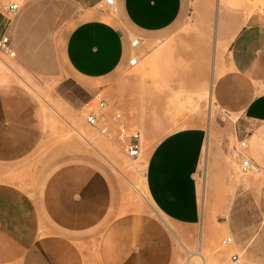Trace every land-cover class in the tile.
<instances>
[{
    "label": "crops",
    "instance_id": "1",
    "mask_svg": "<svg viewBox=\"0 0 264 264\" xmlns=\"http://www.w3.org/2000/svg\"><path fill=\"white\" fill-rule=\"evenodd\" d=\"M71 1L87 10L102 0ZM191 1L195 0H115L104 11H84V19L62 40V60L83 84L85 79L105 78L121 67H132L131 54L140 62L143 44L159 40L161 32L188 12ZM218 25L231 32L225 38L227 69L216 78L211 97L221 111L238 115L236 138L247 140L248 154L264 172V15L241 13L233 28L226 22ZM135 38L140 42L132 48ZM207 138L200 124L176 129L155 144L145 167L151 198L180 231L183 225L203 221L199 183ZM38 140L34 107L23 98L2 95L0 264H172L178 250L169 230L146 215H117L114 181L100 167L81 160L62 163L34 194L10 180L9 170L19 174L18 164ZM215 183L210 178L213 222L214 217L222 219L219 222L227 224L222 228L233 235L234 244L237 240L246 244L245 252L264 263L263 251L251 249L256 240H261L257 248L264 246V220L258 226L246 215V190L238 184L233 195L218 194ZM230 197L229 206L221 204V199Z\"/></svg>",
    "mask_w": 264,
    "mask_h": 264
},
{
    "label": "rangeland",
    "instance_id": "2",
    "mask_svg": "<svg viewBox=\"0 0 264 264\" xmlns=\"http://www.w3.org/2000/svg\"><path fill=\"white\" fill-rule=\"evenodd\" d=\"M249 1L245 6L239 0L191 1L188 12L171 29L161 32L159 40L153 45L143 44L137 66L121 67L105 78L85 79L83 84L62 60V40L84 19V11L95 12L99 6L83 10L71 0H22L21 11L8 25L17 56L0 52V98L13 95L34 107L39 140L33 152L18 164L15 172L19 174L9 170L7 177L34 194L46 175L60 164L89 162L114 181L119 201L117 215H146L169 230L178 250L172 264H232L234 253L242 256L235 264H264L249 250L245 252L246 244L238 240L236 245L222 246V238L231 233L222 228L227 226L219 222L222 219L214 217L213 222L209 214L211 178L218 194L224 191L233 195L240 184L246 190V215L256 219L258 226L264 220V173L240 172L234 150L238 147L234 124L238 115L221 111L210 98L216 78L227 69L225 38L231 31L220 30L218 24L226 22L233 28L241 13L245 17L252 13L264 15V0ZM1 20L5 23L2 16ZM99 91L111 105L123 108L130 122L141 126L144 153L139 158H128L117 144L85 122L81 108ZM73 120L80 123L75 125ZM198 124L208 135L200 165L203 221L183 225L180 231L151 198L145 167L151 150L163 136ZM84 125L89 128L86 132L82 130ZM76 131L92 138L86 142ZM230 201L231 197L220 202L229 206ZM217 212L216 208L214 214ZM260 241L256 240L251 249L264 253V246L257 248Z\"/></svg>",
    "mask_w": 264,
    "mask_h": 264
},
{
    "label": "built area",
    "instance_id": "3",
    "mask_svg": "<svg viewBox=\"0 0 264 264\" xmlns=\"http://www.w3.org/2000/svg\"><path fill=\"white\" fill-rule=\"evenodd\" d=\"M115 0H102L98 2V8L102 11L106 6L113 7ZM22 0H0V15L5 19V23L0 27V52L6 56L16 57L12 36L8 32V25L11 20L22 9ZM140 38L131 40V47H137ZM139 62V56L132 53L129 58V66H136ZM85 122L97 130V132L110 142L119 146L128 158H139L144 153L143 130L139 124L132 123L129 120L128 113L118 106L111 105L106 96L101 91L92 95L81 108ZM247 140H238L236 151L239 169L242 174L254 173L259 169V165L251 158L247 152ZM204 177V173H203ZM233 235L229 234L222 238V246L234 244ZM190 256V253H188ZM242 260L239 253L231 256V263L235 264Z\"/></svg>",
    "mask_w": 264,
    "mask_h": 264
},
{
    "label": "bare ground",
    "instance_id": "4",
    "mask_svg": "<svg viewBox=\"0 0 264 264\" xmlns=\"http://www.w3.org/2000/svg\"><path fill=\"white\" fill-rule=\"evenodd\" d=\"M240 1V3L242 4V6H245V3L247 2V1H249V0H245V1H243V0H239ZM230 2H232V3H235V0H230ZM250 2V1H249ZM261 3V2H260ZM247 4V3H246ZM158 57V56H157ZM3 76H5V75H3ZM6 77V76H5ZM2 81V80H1ZM211 96V95H210ZM211 98V101H212V104H214L215 105V100H214V98H213V96L212 97H210ZM76 120V119H75ZM75 120H73L74 121V124L75 125H78L79 123H80V121L79 122H75ZM82 124V123H81ZM83 128H82V130H84L85 132L87 131V129L89 130V128L87 127V126H82ZM91 130V129H90ZM77 132V134L79 135V137H81L84 141H86V142H89V139H91L92 138V136H89L88 137V134H86L85 132H80V131H76ZM91 131H89V133H90ZM134 159H136V158H134ZM137 168H138V166H137ZM255 173H258V175L259 174H261V173H264L263 171H261V170H258L257 172H255ZM257 175V177H259ZM146 187H147V185H146ZM144 191H146V189L144 190ZM147 192H148V190H147ZM146 195H148V194H146ZM166 226H168L167 224H166ZM168 228H170L169 226H168Z\"/></svg>",
    "mask_w": 264,
    "mask_h": 264
}]
</instances>
